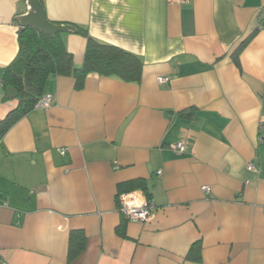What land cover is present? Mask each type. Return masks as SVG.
I'll use <instances>...</instances> for the list:
<instances>
[{
    "label": "crops",
    "instance_id": "1",
    "mask_svg": "<svg viewBox=\"0 0 264 264\" xmlns=\"http://www.w3.org/2000/svg\"><path fill=\"white\" fill-rule=\"evenodd\" d=\"M41 1L143 75H53L51 104L0 135V264H264V0ZM28 9L0 0V123ZM62 36L81 66L87 38ZM133 190L156 203L149 221L121 211Z\"/></svg>",
    "mask_w": 264,
    "mask_h": 264
},
{
    "label": "trees",
    "instance_id": "2",
    "mask_svg": "<svg viewBox=\"0 0 264 264\" xmlns=\"http://www.w3.org/2000/svg\"><path fill=\"white\" fill-rule=\"evenodd\" d=\"M76 33L87 38L84 61L79 67L75 65L74 56L68 50L62 33L52 35L33 27L19 29L18 53L5 67L2 78L5 89L14 87L17 90L19 104L0 123V135L37 106L53 75H73L78 88L84 86L90 73L130 83L141 81L144 62L138 55L117 45L99 41L82 26L77 25ZM254 33L240 44L236 53L246 46ZM75 248L71 245L70 260L78 253Z\"/></svg>",
    "mask_w": 264,
    "mask_h": 264
},
{
    "label": "built area",
    "instance_id": "3",
    "mask_svg": "<svg viewBox=\"0 0 264 264\" xmlns=\"http://www.w3.org/2000/svg\"><path fill=\"white\" fill-rule=\"evenodd\" d=\"M180 1L186 2L188 0ZM158 80L160 83H165L169 81V78L167 76H159ZM52 101V94L47 93L39 100L37 106L47 107ZM171 148L178 153H183L187 149V141L183 140L173 143L171 144ZM60 152L65 155L68 152V148H60ZM249 167L253 168L254 165L251 164ZM158 174L161 175L162 171H159ZM203 189L207 192L210 191L209 186H203ZM118 201L121 211L126 213L134 222L149 221L157 209L156 203L147 197L144 190L122 192L118 196ZM137 205H139V207Z\"/></svg>",
    "mask_w": 264,
    "mask_h": 264
},
{
    "label": "water",
    "instance_id": "4",
    "mask_svg": "<svg viewBox=\"0 0 264 264\" xmlns=\"http://www.w3.org/2000/svg\"><path fill=\"white\" fill-rule=\"evenodd\" d=\"M28 12L20 15L18 21L22 28L33 27L36 30L55 35L64 32H76L77 27L71 24H59L51 21L41 0H28ZM11 98H17L18 92L14 87L7 88Z\"/></svg>",
    "mask_w": 264,
    "mask_h": 264
},
{
    "label": "clouds",
    "instance_id": "5",
    "mask_svg": "<svg viewBox=\"0 0 264 264\" xmlns=\"http://www.w3.org/2000/svg\"><path fill=\"white\" fill-rule=\"evenodd\" d=\"M139 207V205H137Z\"/></svg>",
    "mask_w": 264,
    "mask_h": 264
}]
</instances>
